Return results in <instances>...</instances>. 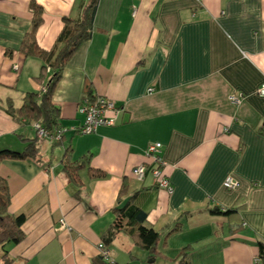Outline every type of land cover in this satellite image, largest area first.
<instances>
[{"label":"crops","instance_id":"crops-1","mask_svg":"<svg viewBox=\"0 0 264 264\" xmlns=\"http://www.w3.org/2000/svg\"><path fill=\"white\" fill-rule=\"evenodd\" d=\"M28 1L0 0V149L20 150L29 139L36 148L31 157L0 160L6 210L24 214L22 238L0 244V264H92L113 207L130 195L161 235L148 256L122 225L105 243L113 263L180 264L176 252L187 245L190 264H254L258 243L264 252V94L254 93L264 81V0H96L89 35L51 91L65 128L58 141L36 137L3 110L4 99L16 106L50 74L19 49ZM33 1L42 10L35 42L54 52L63 18L78 19L88 0ZM233 91L244 94L237 104L227 99ZM98 95L119 109L114 123L74 133L81 99ZM149 142L160 143L170 192L150 174ZM67 146L70 159L89 153L103 176L80 168V183L68 181L60 161ZM139 162L146 169L136 180L131 168ZM226 175L234 188L221 185Z\"/></svg>","mask_w":264,"mask_h":264},{"label":"trees","instance_id":"trees-1","mask_svg":"<svg viewBox=\"0 0 264 264\" xmlns=\"http://www.w3.org/2000/svg\"><path fill=\"white\" fill-rule=\"evenodd\" d=\"M96 0H88L82 7L78 19L71 20L63 18V29L61 31V44L52 52L41 49L35 42L34 32L36 27L41 23L42 10L41 7L33 0L28 1V7L31 10L29 30L22 36L19 49L25 55H34L43 60L40 66L41 75L45 68L50 71L49 79L45 82L43 91H25L20 97L19 103L15 106L9 98L4 99L3 110L9 114L12 120L21 124H29L32 121L38 122L45 129L51 130L54 127H60L58 124V108L51 101L50 95L53 85L60 75L63 64L70 54L88 37L90 32V21L93 7ZM76 133V132H74ZM80 134V133H79ZM61 137V135H60ZM52 139L58 141L60 139ZM34 139H29L20 150L0 149V160L8 157L14 159H22L33 156L35 147ZM61 169L68 181L74 185L80 183L78 178V170L84 168L89 178H97L103 176V171L89 165V153L82 154L77 158L70 159V148L67 146L61 156ZM158 166L159 173L160 168ZM156 185V184H155ZM132 195H130L124 204L119 207H113L114 219L108 225L101 235V241L108 243L114 233L123 225L132 243L153 256L155 243L161 235L160 230L153 229L145 224V213L138 207L130 204ZM9 193L5 179L0 176V244L5 241L17 242L22 238V232L19 224L24 218V214L8 213L6 210ZM227 209L219 210L226 211ZM177 228V222L166 231ZM189 246L180 247L175 258L180 264H190L187 260ZM258 254L264 258V252L260 243H258ZM92 264H107L97 253L95 258H91Z\"/></svg>","mask_w":264,"mask_h":264},{"label":"built area","instance_id":"built-area-1","mask_svg":"<svg viewBox=\"0 0 264 264\" xmlns=\"http://www.w3.org/2000/svg\"><path fill=\"white\" fill-rule=\"evenodd\" d=\"M197 3H200V0H195ZM149 88H147V91ZM254 93L258 95L264 94V81L260 82L257 87L254 89ZM242 91H233L227 94V99L229 102L233 104L239 103L243 96ZM119 109L114 105L113 101L107 99L103 96H92L86 97L84 96L78 107V111L82 114V121L77 126L72 128L73 132L84 134L93 132L98 125H111L114 123V113H116ZM112 113V115H110ZM34 133L38 137H46L49 139H58L61 133L65 130L63 126L54 127L51 130L45 129L39 123L30 124ZM160 143L159 142H149L145 145L143 149V155L148 158L149 162L152 163L149 171L153 179L155 180V184L158 187L165 189L167 192H170L171 186L167 182L166 177L160 175L158 166L164 164L160 152ZM146 169V166L143 162H139L132 166L131 175L136 179L140 180L143 176V173ZM221 185L224 188L230 189L234 188L236 185V181L232 179L229 175H226ZM60 225L63 224L62 220H59ZM97 253L101 256L104 261H108V250L103 244L102 241H98L96 243ZM254 264H264V258L260 257L259 254L253 257Z\"/></svg>","mask_w":264,"mask_h":264},{"label":"rangeland","instance_id":"rangeland-1","mask_svg":"<svg viewBox=\"0 0 264 264\" xmlns=\"http://www.w3.org/2000/svg\"><path fill=\"white\" fill-rule=\"evenodd\" d=\"M49 79V78H48ZM44 87H45V84H43V85H41L40 87H39V90L38 91H43L44 90ZM32 123H38V122H36V121H32L30 124H32ZM35 134V133H34ZM35 136H36V134H35ZM36 137H38V136H36ZM38 138H42V137H38ZM104 244V243H103ZM146 259H148L149 260V262H147V264H155L156 263V260L157 259H155V260H153V261H150V258H146ZM107 264H115V263H113L111 260H108L107 261Z\"/></svg>","mask_w":264,"mask_h":264}]
</instances>
